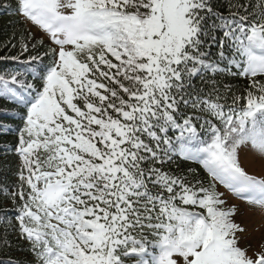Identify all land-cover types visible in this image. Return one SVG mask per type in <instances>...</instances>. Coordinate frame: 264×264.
Wrapping results in <instances>:
<instances>
[{
    "label": "snow or ice",
    "instance_id": "snow-or-ice-1",
    "mask_svg": "<svg viewBox=\"0 0 264 264\" xmlns=\"http://www.w3.org/2000/svg\"><path fill=\"white\" fill-rule=\"evenodd\" d=\"M0 16L23 26L0 46L19 65L0 73V264H264L226 196L264 213L241 163L264 172V0Z\"/></svg>",
    "mask_w": 264,
    "mask_h": 264
},
{
    "label": "rangeland",
    "instance_id": "rangeland-1",
    "mask_svg": "<svg viewBox=\"0 0 264 264\" xmlns=\"http://www.w3.org/2000/svg\"><path fill=\"white\" fill-rule=\"evenodd\" d=\"M33 31H36L35 28H33ZM241 163L250 174L257 176L264 175L258 160L253 163L251 161L244 160L242 156ZM227 197L230 199L232 204L235 203L240 205V211L244 213L243 215L238 214L236 216V220L246 229V233L241 240V246L250 245L251 249L258 250L261 243L264 242V213L249 210V206L244 202L236 200L231 196Z\"/></svg>",
    "mask_w": 264,
    "mask_h": 264
},
{
    "label": "trees",
    "instance_id": "trees-1",
    "mask_svg": "<svg viewBox=\"0 0 264 264\" xmlns=\"http://www.w3.org/2000/svg\"><path fill=\"white\" fill-rule=\"evenodd\" d=\"M18 18L15 16H0V46L4 45L8 41H12L13 43H17L20 37L21 32L23 31V26L16 23ZM15 35V39L13 36ZM17 49H5L4 47H0V57L10 56L16 54ZM19 67L18 62L12 60H3L0 59V73L4 71H13ZM237 83L243 84L245 81H238ZM6 106L3 100H0V107ZM0 120H6V117L0 115ZM198 167V166H197ZM201 175H205L203 170L200 169ZM220 191L226 192L222 187ZM230 196V194H227ZM229 205H231L230 199H228ZM16 255H20L17 253Z\"/></svg>",
    "mask_w": 264,
    "mask_h": 264
}]
</instances>
